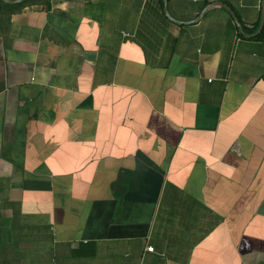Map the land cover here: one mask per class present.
Here are the masks:
<instances>
[{"label":"crops","instance_id":"0c3cea01","mask_svg":"<svg viewBox=\"0 0 264 264\" xmlns=\"http://www.w3.org/2000/svg\"><path fill=\"white\" fill-rule=\"evenodd\" d=\"M263 10L0 0V264H264Z\"/></svg>","mask_w":264,"mask_h":264},{"label":"water","instance_id":"95a60500","mask_svg":"<svg viewBox=\"0 0 264 264\" xmlns=\"http://www.w3.org/2000/svg\"><path fill=\"white\" fill-rule=\"evenodd\" d=\"M5 1H8V0H5ZM9 1L15 2V1H19V0H9ZM164 1H165V3H167V0H164ZM214 4H218V5H221V6L225 7L232 14V16L235 18L237 25L239 26L240 30L243 32L242 24L240 23L235 11L231 8V6H229L228 4H226V3L222 2V1H217ZM167 15L171 19H173L175 21H178L175 18H173L169 13H167ZM263 26H264V10H263V14H262V18H261V22H260L258 30L255 33H253V34H246L245 33V35L248 36V37L255 36V35H257V34H259L261 32V30L263 29Z\"/></svg>","mask_w":264,"mask_h":264},{"label":"trees","instance_id":"16d2710c","mask_svg":"<svg viewBox=\"0 0 264 264\" xmlns=\"http://www.w3.org/2000/svg\"><path fill=\"white\" fill-rule=\"evenodd\" d=\"M241 34L243 35V33L241 32ZM255 37H264V26L263 29L261 30V32L257 35H255Z\"/></svg>","mask_w":264,"mask_h":264},{"label":"built area","instance_id":"2783aa9c","mask_svg":"<svg viewBox=\"0 0 264 264\" xmlns=\"http://www.w3.org/2000/svg\"><path fill=\"white\" fill-rule=\"evenodd\" d=\"M239 35L240 36L242 35L241 32H239ZM240 36H238V39L240 38ZM147 250L153 252L154 251V247L153 246H148Z\"/></svg>","mask_w":264,"mask_h":264}]
</instances>
